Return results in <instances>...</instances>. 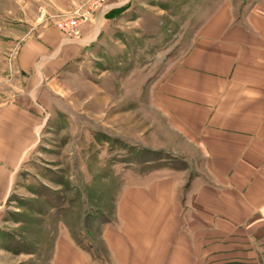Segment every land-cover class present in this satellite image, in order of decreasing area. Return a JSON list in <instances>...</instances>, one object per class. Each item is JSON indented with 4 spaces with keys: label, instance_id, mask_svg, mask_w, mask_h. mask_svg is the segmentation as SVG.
Instances as JSON below:
<instances>
[{
    "label": "rangeland",
    "instance_id": "obj_1",
    "mask_svg": "<svg viewBox=\"0 0 264 264\" xmlns=\"http://www.w3.org/2000/svg\"><path fill=\"white\" fill-rule=\"evenodd\" d=\"M225 1L0 0V109L25 105L37 116L0 199V264H67L66 242L98 260L129 187L174 172L185 175L181 187L202 178L201 154L179 130L189 104L174 108L164 79ZM70 22L75 34L57 28ZM90 25L100 39L47 78L34 101L14 68L20 44L55 31L77 43Z\"/></svg>",
    "mask_w": 264,
    "mask_h": 264
},
{
    "label": "crops",
    "instance_id": "obj_2",
    "mask_svg": "<svg viewBox=\"0 0 264 264\" xmlns=\"http://www.w3.org/2000/svg\"><path fill=\"white\" fill-rule=\"evenodd\" d=\"M216 14L164 79L168 102L189 104L179 130L201 154L202 178L181 187L185 175L174 172L129 187L102 233L104 255L66 242L67 264H264V0H226ZM91 25L77 43L55 31L20 44L14 68L34 101L100 39ZM35 115L25 105L0 109V199L33 144Z\"/></svg>",
    "mask_w": 264,
    "mask_h": 264
},
{
    "label": "built area",
    "instance_id": "obj_3",
    "mask_svg": "<svg viewBox=\"0 0 264 264\" xmlns=\"http://www.w3.org/2000/svg\"><path fill=\"white\" fill-rule=\"evenodd\" d=\"M57 28L60 29L62 32H68V34H75L77 29V24L75 22H70L66 24H59Z\"/></svg>",
    "mask_w": 264,
    "mask_h": 264
}]
</instances>
